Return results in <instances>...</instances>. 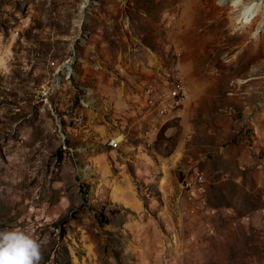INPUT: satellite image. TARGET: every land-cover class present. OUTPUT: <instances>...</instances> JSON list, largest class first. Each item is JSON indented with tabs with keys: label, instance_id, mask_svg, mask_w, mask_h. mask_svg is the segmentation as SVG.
<instances>
[{
	"label": "rangeland",
	"instance_id": "1",
	"mask_svg": "<svg viewBox=\"0 0 264 264\" xmlns=\"http://www.w3.org/2000/svg\"><path fill=\"white\" fill-rule=\"evenodd\" d=\"M219 1L0 0V230L40 264H264V32Z\"/></svg>",
	"mask_w": 264,
	"mask_h": 264
},
{
	"label": "bare ground",
	"instance_id": "2",
	"mask_svg": "<svg viewBox=\"0 0 264 264\" xmlns=\"http://www.w3.org/2000/svg\"><path fill=\"white\" fill-rule=\"evenodd\" d=\"M248 0H220L219 5L224 10L226 8H232V13L234 20L242 28H250L255 22L256 30L254 32V38L257 39L261 32H264V2L256 0L251 4H247ZM68 73L71 72V68L67 67ZM174 74L172 77L176 81V84L172 89L169 90L168 94L164 97L159 96V85L158 81L153 80L149 83L148 88L145 93V103L144 106L150 109L153 113L159 116H167L168 114H175L184 108L185 103L189 98V93L183 85H181L180 80L177 76V69H173ZM172 71V72H173ZM183 97H182V95ZM176 109V107H180ZM146 141L149 145H152L154 140L147 132L145 135ZM119 142H113V148H117ZM201 176V175H200ZM200 181H203V176L199 177Z\"/></svg>",
	"mask_w": 264,
	"mask_h": 264
},
{
	"label": "clouds",
	"instance_id": "3",
	"mask_svg": "<svg viewBox=\"0 0 264 264\" xmlns=\"http://www.w3.org/2000/svg\"><path fill=\"white\" fill-rule=\"evenodd\" d=\"M42 244L21 229L0 230V264H40Z\"/></svg>",
	"mask_w": 264,
	"mask_h": 264
},
{
	"label": "crops",
	"instance_id": "4",
	"mask_svg": "<svg viewBox=\"0 0 264 264\" xmlns=\"http://www.w3.org/2000/svg\"><path fill=\"white\" fill-rule=\"evenodd\" d=\"M155 74V73H154ZM154 74L153 75H151V76H154ZM108 81H111L109 78H108ZM103 84V88L101 89V85ZM148 84V83H147ZM146 84V85H147ZM145 85V86H146ZM111 86L113 87V85L111 84H109V83H107L106 82V80H104V79H102V82H101V84L99 85V89L98 90H95V97L93 98V101H94V104H92L91 105V107L93 108V107H95V105H98V107H97V109H99L100 111L99 112H93V111H88L87 112V115H88V117H90L89 118V121L90 120H92V119H94V118H96L97 119V121L98 122H102L103 120H104V117H105V115H106V110L104 109V105L106 104V106H109L108 108H110L111 107V105H113L112 106V108H115V107H118L119 105H123V104H125V105H127L126 104V102H127V100L126 99H122V101H120V100H118V98H116L115 99V96H112L111 94ZM101 93V94H100ZM123 95H126L125 93L123 94ZM100 96H103L102 97V99H101V104L100 103H96V100L98 101V98L100 99ZM129 97V96H128ZM105 98V99H104ZM104 99V100H103ZM144 99H145V94H144V98H143V102H144ZM108 108H106V109H108ZM144 108L147 110V113L148 114H150V115H154V114H156V113H154L153 114V112L150 110V109H148V108H146L145 106H144ZM96 109V110H97ZM89 110V109H88ZM136 111H137V113L139 114V116L142 114L141 113V109H136ZM114 113V111L112 110V121H113V123H111V122H106V121H104L105 123H107L109 126H113L114 124H117V121H116V117L117 116H119V115H117V114H113ZM83 114L82 113H80V115L79 116H82ZM139 116H138V118H139ZM159 116V115H158ZM141 117V116H140ZM92 118V119H91ZM123 119H122V121L121 122H119L120 124H123L124 122V119H125V117H122ZM141 119H142V117H141ZM95 121V120H94ZM111 123V124H110ZM97 126H99V127H102L103 125H102V123L101 124H97L96 125V129H97ZM120 133H117V135H119ZM121 136H124L123 134L121 135ZM119 137V136H118Z\"/></svg>",
	"mask_w": 264,
	"mask_h": 264
},
{
	"label": "built area",
	"instance_id": "5",
	"mask_svg": "<svg viewBox=\"0 0 264 264\" xmlns=\"http://www.w3.org/2000/svg\"><path fill=\"white\" fill-rule=\"evenodd\" d=\"M176 69H177V76H178V78H179V80H180V75H179V67L177 66V67H175ZM180 83H181V85H184L181 81H180ZM160 84H161V82H160ZM148 86H149V82H148V84L145 86V90H144V94L146 93V89L148 88ZM143 94V95H144ZM182 95V94H181ZM182 97H183V95H182ZM145 102H143V104H144ZM182 106H180V107H176V109H179V108H181ZM113 142H118L115 138H112L110 141H109V146H111L112 148H113ZM193 180H195V182L196 183H198V185H201V181H200V179H193Z\"/></svg>",
	"mask_w": 264,
	"mask_h": 264
}]
</instances>
